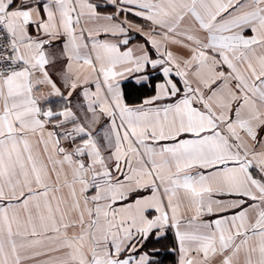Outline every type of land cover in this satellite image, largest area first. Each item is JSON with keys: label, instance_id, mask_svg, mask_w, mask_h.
Here are the masks:
<instances>
[{"label": "snow or ice", "instance_id": "6c2138e0", "mask_svg": "<svg viewBox=\"0 0 264 264\" xmlns=\"http://www.w3.org/2000/svg\"><path fill=\"white\" fill-rule=\"evenodd\" d=\"M0 264H264V0H0Z\"/></svg>", "mask_w": 264, "mask_h": 264}]
</instances>
